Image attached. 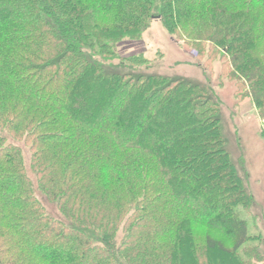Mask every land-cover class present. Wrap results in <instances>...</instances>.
Returning a JSON list of instances; mask_svg holds the SVG:
<instances>
[{
	"label": "trees",
	"instance_id": "trees-1",
	"mask_svg": "<svg viewBox=\"0 0 264 264\" xmlns=\"http://www.w3.org/2000/svg\"><path fill=\"white\" fill-rule=\"evenodd\" d=\"M156 18L264 119V0H0V264L264 262L218 102L103 65Z\"/></svg>",
	"mask_w": 264,
	"mask_h": 264
},
{
	"label": "rangeland",
	"instance_id": "rangeland-1",
	"mask_svg": "<svg viewBox=\"0 0 264 264\" xmlns=\"http://www.w3.org/2000/svg\"><path fill=\"white\" fill-rule=\"evenodd\" d=\"M118 52L125 56L143 52L147 64L129 69L120 66L117 58L110 63L103 62L106 70L129 71L133 75L160 74L189 81L207 89L218 102L224 148L235 164L245 190L253 198L248 214H244L249 233L264 237V119L250 97L244 94L242 84L230 76L226 58L217 56L206 59L205 56L198 59L196 51L183 40L172 38L158 18L153 19L143 30L141 40L122 43ZM20 145L30 171V154L25 145ZM46 208L59 217L54 205L46 202ZM258 250H264V243L260 244Z\"/></svg>",
	"mask_w": 264,
	"mask_h": 264
}]
</instances>
